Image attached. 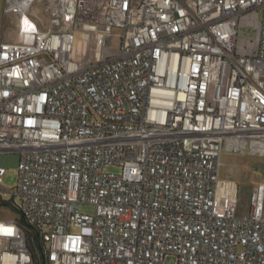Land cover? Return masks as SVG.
Listing matches in <instances>:
<instances>
[{
	"label": "built area",
	"instance_id": "built-area-1",
	"mask_svg": "<svg viewBox=\"0 0 264 264\" xmlns=\"http://www.w3.org/2000/svg\"><path fill=\"white\" fill-rule=\"evenodd\" d=\"M3 152L0 264H264V0H3Z\"/></svg>",
	"mask_w": 264,
	"mask_h": 264
},
{
	"label": "rangeland",
	"instance_id": "rangeland-1",
	"mask_svg": "<svg viewBox=\"0 0 264 264\" xmlns=\"http://www.w3.org/2000/svg\"><path fill=\"white\" fill-rule=\"evenodd\" d=\"M2 5L0 0V31L2 22ZM43 10L40 3L35 5ZM245 32L241 30L239 37L243 38ZM247 155V156H246ZM18 155L15 152L0 153V167L4 169L2 173L1 183L4 189L12 190L17 181L16 166ZM261 165V166H260ZM260 166V167H259ZM259 167V169H258ZM118 171L119 168H112ZM220 177L233 180L238 185L239 207L241 212H245L249 205V194L251 187L261 179H264V156H250L248 154L239 155L227 153L221 155V165L219 169ZM16 201V200H15ZM12 205V204H11ZM10 205V203L0 204V218H17L18 212ZM93 206L81 205L80 210L93 212ZM166 264H175L174 255H168L165 259Z\"/></svg>",
	"mask_w": 264,
	"mask_h": 264
},
{
	"label": "trees",
	"instance_id": "trees-1",
	"mask_svg": "<svg viewBox=\"0 0 264 264\" xmlns=\"http://www.w3.org/2000/svg\"><path fill=\"white\" fill-rule=\"evenodd\" d=\"M1 203H6V202L0 201V204ZM15 210L18 212L17 221L23 227L25 234H26V237H27L28 241L30 242V244L31 245H35V244L40 245V248H41L42 244L40 242L39 236L37 235L34 227L25 221V218L17 209H15ZM35 264H37V263H35Z\"/></svg>",
	"mask_w": 264,
	"mask_h": 264
},
{
	"label": "crops",
	"instance_id": "crops-1",
	"mask_svg": "<svg viewBox=\"0 0 264 264\" xmlns=\"http://www.w3.org/2000/svg\"><path fill=\"white\" fill-rule=\"evenodd\" d=\"M228 152H224L223 154H227ZM230 154V153H229ZM247 156V155H246ZM251 156V155H250ZM261 166V165H260ZM259 166V167H260ZM259 167H258V169H259ZM222 179H226V178H223V177H221ZM260 180H261V178H260Z\"/></svg>",
	"mask_w": 264,
	"mask_h": 264
}]
</instances>
